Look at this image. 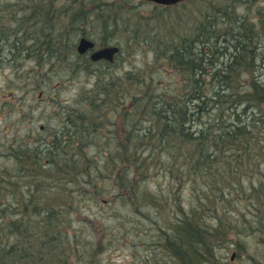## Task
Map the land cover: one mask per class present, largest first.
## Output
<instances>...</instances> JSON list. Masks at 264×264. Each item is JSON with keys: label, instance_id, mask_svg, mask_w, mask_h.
<instances>
[{"label": "trees", "instance_id": "1", "mask_svg": "<svg viewBox=\"0 0 264 264\" xmlns=\"http://www.w3.org/2000/svg\"><path fill=\"white\" fill-rule=\"evenodd\" d=\"M199 2L206 7L186 30L131 35L130 44L148 42L151 60L116 72L74 54L72 29L90 18L83 2L50 14L46 0L41 24L66 23L60 41L54 29L39 34L46 60L37 65L61 55L65 71L93 83L73 106L56 103V125L1 168L0 264H99L112 238L96 232L80 251L76 224L94 232L81 216L88 203L115 199L133 214L141 203L160 209V241L148 253L165 264H221L229 245L247 249L246 234L264 244V0ZM158 175L169 179L164 195L149 187Z\"/></svg>", "mask_w": 264, "mask_h": 264}, {"label": "rangeland", "instance_id": "2", "mask_svg": "<svg viewBox=\"0 0 264 264\" xmlns=\"http://www.w3.org/2000/svg\"><path fill=\"white\" fill-rule=\"evenodd\" d=\"M10 1H14L12 2L14 4L16 0L0 1V171H2L1 168L12 167L13 160L10 156L12 149L32 144L41 135L39 131L47 130L49 127L53 128L56 125L55 113L59 111L56 103L59 102L61 106H73L72 104L77 103V99L80 98V91L89 89L93 83V78L83 72L69 74V70L65 71L64 64H58L62 61L61 55H58L57 62L51 61L52 66L51 64L37 65L33 60H28L27 52L21 49L24 50L35 41L39 45L38 41H42L39 34L44 36L45 33H50V29L53 30L55 26L57 34L55 37L60 41V28L66 21L63 23L64 19L58 18L57 22L52 25L48 23V27L41 24L30 26L31 23L26 22V26H30L27 27L28 32L24 39L22 38L20 43L16 44L15 37H21L23 34L15 33L20 23L14 21L13 16L18 19L21 15L18 14L19 11L7 5ZM51 1L52 6L63 8L64 4H68L71 0ZM81 1L88 10L90 18L86 23L76 24L74 30L70 28L73 31L71 34L73 44H77L79 39L77 31L80 29L84 30L97 45L101 42L121 44L123 52H120L119 57L115 59L116 64L113 69L116 72L142 64L145 60H151L148 42L129 43L133 31L153 29L165 33L167 30L171 35L177 29H185L189 25L191 27L196 24L200 18V12L206 7L199 0H195L189 6H180L176 9H159L146 0ZM51 12L52 10L50 14ZM181 16L183 20L175 21ZM104 20L108 22L106 30ZM12 45L19 46V49H14ZM66 52L65 50L64 55ZM16 53L20 56L13 60ZM94 68H101L105 71L103 65H94ZM44 72H48L47 75L43 74ZM199 180L200 178L197 179ZM20 181H25V178H20ZM204 181L201 180L199 183H204ZM168 183L169 179L158 175L155 181L149 180V187L164 195L169 192ZM184 200H187V197ZM247 201L246 198L242 199V202ZM88 204L81 216L87 215L95 220V231L76 224L80 251L88 253L94 242L95 233L103 231L104 237L112 238V243L103 242L105 249L99 257H96L99 264H129L131 256L138 260V264H146L143 260L151 257L154 263L165 264L159 252H154L153 256L148 253V250L156 247L160 241L157 240L158 224L156 222H162L164 217L163 214L161 216L160 209L153 204L141 203L140 214H133L123 206L121 199ZM188 204L185 203V206L187 207ZM246 204L237 203L240 207ZM78 218V215L74 216V219ZM134 220H138L139 224ZM137 227H139L138 230H134ZM123 229L125 233L121 234ZM246 236L248 238L245 245L247 249H240L237 251L238 254L235 252V258L230 260L234 247L228 250L226 248L227 252L220 255L221 264H264V244H256L249 240L253 235L246 234ZM220 246L224 247L222 244ZM236 250H238L237 247ZM223 251L221 249V252ZM24 261L23 259V263ZM166 264H171V262Z\"/></svg>", "mask_w": 264, "mask_h": 264}, {"label": "water", "instance_id": "3", "mask_svg": "<svg viewBox=\"0 0 264 264\" xmlns=\"http://www.w3.org/2000/svg\"><path fill=\"white\" fill-rule=\"evenodd\" d=\"M151 1H155L157 3H163V4H174L178 1H181V0H151ZM91 45L90 42L86 41V40H81L80 43H79V46H78V49L80 52H83L85 51L89 46ZM115 49L113 48H109V49H104V50H101L99 51L98 53L94 54L93 55V58L94 59H97L99 57H108V58H111L112 55H113V51Z\"/></svg>", "mask_w": 264, "mask_h": 264}, {"label": "flooded vegetation", "instance_id": "4", "mask_svg": "<svg viewBox=\"0 0 264 264\" xmlns=\"http://www.w3.org/2000/svg\"><path fill=\"white\" fill-rule=\"evenodd\" d=\"M23 4L27 10L32 11L33 15L35 13L42 14L43 12L42 10H44L45 5H46V0H25ZM7 5L15 7V6L20 5V3L13 4L11 2H8Z\"/></svg>", "mask_w": 264, "mask_h": 264}, {"label": "bare ground", "instance_id": "5", "mask_svg": "<svg viewBox=\"0 0 264 264\" xmlns=\"http://www.w3.org/2000/svg\"><path fill=\"white\" fill-rule=\"evenodd\" d=\"M40 20H43V17L41 16V14H39V13H35L34 15H33V17H31V21L32 22H34L35 24H37L38 23V21H40ZM175 21H180V17L177 19V20H175ZM16 55H18L17 53H16ZM37 58L38 57H35L34 59H32L34 62H36L37 63ZM42 61H45L46 60V56H45V51H43V56H42ZM60 59H61V56H60ZM259 69H258V72H257V74L258 75H263L264 76V67L263 68H260V67H258Z\"/></svg>", "mask_w": 264, "mask_h": 264}]
</instances>
